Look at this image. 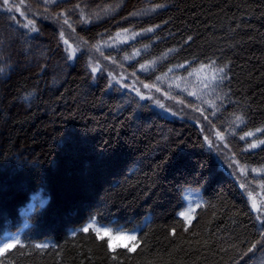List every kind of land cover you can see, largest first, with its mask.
I'll return each mask as SVG.
<instances>
[{
  "label": "trees",
  "instance_id": "16d2710c",
  "mask_svg": "<svg viewBox=\"0 0 264 264\" xmlns=\"http://www.w3.org/2000/svg\"><path fill=\"white\" fill-rule=\"evenodd\" d=\"M9 3L0 244L19 243L0 264H264V0ZM212 61L227 65L215 92L194 72ZM96 227L137 241L109 248Z\"/></svg>",
  "mask_w": 264,
  "mask_h": 264
},
{
  "label": "snow or ice",
  "instance_id": "6c2138e0",
  "mask_svg": "<svg viewBox=\"0 0 264 264\" xmlns=\"http://www.w3.org/2000/svg\"><path fill=\"white\" fill-rule=\"evenodd\" d=\"M45 3H55V0H45ZM3 5L7 6L6 10L8 12L13 11V6L9 3V0H3ZM164 7V5H155L151 8L148 9H144L142 10L141 13L138 14H147L149 12H155L157 8H161ZM17 11L19 9H16ZM63 15V14H62ZM32 22L29 21L28 24H25L24 27L28 28L29 25ZM64 23L68 24L69 21L68 19H64ZM159 27V26H157ZM155 29L154 28H147L144 29L142 33H133L132 34V39H135L136 36L138 35H143L146 33H150L153 32ZM31 32H36L37 29L35 28V26L33 25L30 28ZM129 30L125 29L124 32L127 33ZM120 33H117V36H119ZM61 36H63V33H61ZM189 39H191L189 37ZM65 44L68 43L67 40L64 41ZM148 46H145V50L147 49ZM170 52L173 50H169ZM75 53V50H73V54ZM140 55V50H137L135 53H133V56H139ZM168 53H164L162 57H160L159 59H165L167 57ZM68 59H72V56H69ZM125 59H128V57H125ZM159 60L156 61H149V63L146 64H141L140 65V69L143 71H148L151 67H153L156 63H158ZM180 67H183V65H180ZM226 68L227 65L224 66H217L215 61L210 62L209 64H201L199 69H195L194 72L199 74V73H203V79L201 80V83L203 84V88L205 89H209L210 92H215L216 89L219 87V85L227 78L226 75ZM207 70V71H206ZM91 71L93 73H96L98 71V67H93L91 69ZM169 71H172V69H169ZM3 72V68H0V73ZM166 75V74H165ZM189 75H193V73H189ZM157 79H160V77H158ZM117 83H119V81H117ZM145 88L148 87H152L150 85H144ZM157 91H159V89H157ZM137 94L140 95L139 91L137 90ZM189 95L194 96L196 99L200 100L202 104H207L209 108H213L216 109L217 105L215 103L216 99H220L219 96H216L215 98H211V99H206L205 96L208 95V93H204L203 95H198L197 92H190ZM141 99H145L146 97H144L143 95L140 96ZM147 98H151V97H147ZM160 107H163V105L161 104ZM197 111H201L203 113V109L197 108L195 109ZM213 115L215 114V112L212 113ZM235 121L239 122L240 124L244 123L243 117L240 115H236L235 116ZM257 131H264V130H260L258 129ZM217 135H220L219 133ZM254 135V133L252 132H246L244 136H241L240 138L243 140L245 139V137L248 136H252ZM261 144H264V141H260ZM251 147H256V144H251ZM198 206V205H197ZM253 207H255V203L253 204ZM194 211V209H189V211L187 212H181L180 216L184 218L185 221H187L189 224H191V221L193 219V217L191 216V212ZM259 219V218H258ZM261 225H262V231H264V220L261 221ZM92 228V225L90 224L88 227L83 228L84 232H88L89 229ZM96 237L99 239H104L105 237H107V243H108V247L112 248L113 247V241L114 240H121V241H132L135 242L137 241V236L135 234H126L123 232H116L115 234L112 233V231L108 228H104V227H96L94 228ZM173 234H175V230H173ZM19 243V239L13 237L11 240H8L2 244H0V253H5L7 251H9V249L15 248L17 246V244ZM39 247V246H38ZM125 247H127V245H125ZM135 247V244H133L132 247H129L128 250L132 251ZM256 248V245L253 244L248 251L252 252L253 249Z\"/></svg>",
  "mask_w": 264,
  "mask_h": 264
},
{
  "label": "rangeland",
  "instance_id": "374dc122",
  "mask_svg": "<svg viewBox=\"0 0 264 264\" xmlns=\"http://www.w3.org/2000/svg\"><path fill=\"white\" fill-rule=\"evenodd\" d=\"M115 80H116V82L119 81L118 79H115ZM117 84H119V83H117ZM251 202H252V208H253L254 203H255V207H256L257 202H260V199L257 197V193L251 196ZM262 214L264 216V211L262 212Z\"/></svg>",
  "mask_w": 264,
  "mask_h": 264
}]
</instances>
